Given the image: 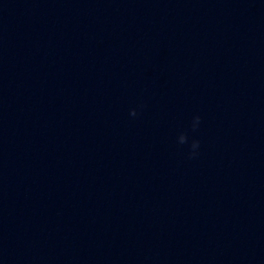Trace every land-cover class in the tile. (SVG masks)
I'll list each match as a JSON object with an SVG mask.
<instances>
[{"label":"water","instance_id":"water-1","mask_svg":"<svg viewBox=\"0 0 264 264\" xmlns=\"http://www.w3.org/2000/svg\"><path fill=\"white\" fill-rule=\"evenodd\" d=\"M0 264H264V2L0 0Z\"/></svg>","mask_w":264,"mask_h":264},{"label":"clouds","instance_id":"clouds-1","mask_svg":"<svg viewBox=\"0 0 264 264\" xmlns=\"http://www.w3.org/2000/svg\"><path fill=\"white\" fill-rule=\"evenodd\" d=\"M142 105L137 108H132L129 110L128 115L130 117H136L138 115V108H141ZM202 122V118L199 114H195L192 116L189 123V130L179 131L175 137V143L178 146H186L187 147V157L188 159H196L200 155L201 142L199 139L191 138L189 135V131L191 133L197 132Z\"/></svg>","mask_w":264,"mask_h":264}]
</instances>
